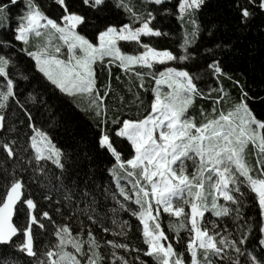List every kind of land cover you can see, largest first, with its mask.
Listing matches in <instances>:
<instances>
[{
  "label": "snow or ice",
  "instance_id": "obj_1",
  "mask_svg": "<svg viewBox=\"0 0 264 264\" xmlns=\"http://www.w3.org/2000/svg\"><path fill=\"white\" fill-rule=\"evenodd\" d=\"M54 4L55 18L37 0H0V32H11L0 38V264H148L142 257L154 264H264V96L225 71L217 53L230 43L192 50L206 0H178V52L142 39L168 35L155 23L172 14L164 0L142 10L132 0ZM229 8L235 31H264V0H231ZM218 28L212 23L207 31ZM177 62L185 66H171ZM113 65L128 77V91L137 89L140 106L139 90H150L142 114L110 110ZM98 66L107 67V84L98 83ZM261 85L264 78L257 82L264 91ZM46 94L91 114L96 147L114 161L107 169L114 188L98 183L93 167L76 171L83 160L92 163L79 145L61 148L36 126ZM198 100L210 107L193 114ZM114 138L129 143L127 158ZM124 214L138 220L142 246L129 239ZM162 214L176 218L168 225L173 240ZM46 222L54 239L38 249L37 230L47 231Z\"/></svg>",
  "mask_w": 264,
  "mask_h": 264
},
{
  "label": "trees",
  "instance_id": "obj_2",
  "mask_svg": "<svg viewBox=\"0 0 264 264\" xmlns=\"http://www.w3.org/2000/svg\"><path fill=\"white\" fill-rule=\"evenodd\" d=\"M50 15L54 18L58 15V9L54 4V0H37ZM231 0H206L204 8L197 14V19H199L202 28L201 35L197 43L193 46L194 51L203 52L205 47H211L213 42H218L221 39L225 43H230L232 46L229 49H225L222 52H218L217 55L222 58V64L225 66V71L230 72L235 78L240 79L241 82H247L254 91H258L260 96H264V91L257 88V82L264 78V31L258 30L256 27H251L248 29H241L235 31L232 27V12L229 8ZM132 3L137 9L142 10L144 7L148 8H159L160 6L149 4V0H132ZM178 0H164L163 7L171 10L172 14L167 16H157L155 21L156 25L161 28V31L167 32L168 35L160 37H142L144 42L152 43L155 46L168 47L173 51H179V44L182 40V24L181 21L176 17V6ZM21 5L17 4L15 8L11 11L13 15L17 13V9ZM162 11V9H161ZM212 23H218L219 28L214 32V34L209 35L207 31V26ZM225 24L228 25V30H224ZM14 26V25H13ZM0 38L11 39V32L4 30L0 32ZM123 43V42H122ZM125 50H129L125 46ZM26 62H27V58ZM171 66H185L180 62H177ZM98 83L101 85L107 84L109 82V73L107 67L98 66ZM120 79H117V76ZM225 88L231 89V83L227 80L223 81ZM129 81L128 77L121 72V70L115 65L111 68V96L108 99V104L110 110L115 111L116 115L121 112H126L132 116L137 113H143L145 107H147V101L150 99V90L145 92L144 90H139L140 99L145 101L144 106H140V102L135 100L134 94L137 89L133 88V92L128 91ZM145 87H149V81H145ZM264 88V85H261ZM20 91H24V86L21 85ZM27 91H32L31 87H28ZM233 96L236 95V91H233ZM123 97V100L120 98ZM42 100L47 102V106L37 105V121L36 126L44 131H47L52 137L53 142L61 148L76 147L79 145L81 152H86L88 157L91 159V165L88 160H83L76 168V171L81 169L87 170L89 167L95 169L94 175L98 183H111L114 188V182L110 181V173L107 169L114 162L113 158L105 151H101L96 147L95 138L97 135V129L91 114L82 111L68 102L63 100H57L55 96L51 94H46L41 97ZM201 104H204L205 108L210 106L207 102L198 100L195 108L193 109V114L198 112ZM36 108L33 110L35 111ZM256 111H259V106H256ZM110 114H112L110 112ZM27 135H31V132L25 129ZM115 146L118 150L122 151V154L127 158L130 150L129 143L125 138H114ZM254 154L251 145L249 146L248 160L250 163L253 162ZM189 171H191V161H188ZM124 181H122L123 183ZM42 193L37 196L40 200V206L46 207L42 201ZM252 194H249V204L251 205ZM55 199V197H54ZM247 216L252 217L255 221L258 219L257 210L254 206H249L245 208ZM67 214V213H65ZM208 220L213 219L211 213H206ZM53 219L59 222V217L53 213ZM123 219L129 221L132 225V231L129 234V239L137 244L141 245L139 239V227L138 220L135 217H131L129 214H124ZM176 222L175 217H170L168 214H162L161 226L168 234L169 239L173 240L175 233L169 230V221ZM47 231L41 234V230H37L36 246L38 249H42L50 238L52 231L51 224H47ZM99 235V233H98ZM180 235L186 239L187 234L184 230H181ZM107 238H112L108 235ZM174 247H177L178 251H184L183 247L176 245L175 241ZM187 256V253H186ZM148 261V264H154V261L150 257H142Z\"/></svg>",
  "mask_w": 264,
  "mask_h": 264
}]
</instances>
